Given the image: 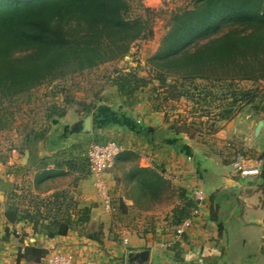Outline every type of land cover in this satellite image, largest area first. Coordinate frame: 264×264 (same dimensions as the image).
<instances>
[{
    "label": "trees",
    "instance_id": "1",
    "mask_svg": "<svg viewBox=\"0 0 264 264\" xmlns=\"http://www.w3.org/2000/svg\"><path fill=\"white\" fill-rule=\"evenodd\" d=\"M128 10L126 0H0L2 101L12 102L44 84L124 58L132 44L151 35L141 19L127 18ZM148 64L159 88L171 91L169 97L160 101L157 97V100H145L153 110L163 112L166 102L173 99L195 101L200 94H193L189 87L196 81L218 83L227 90L218 120H230L236 110L254 102L255 94L238 88V83L264 81V0H195L191 9L171 18L170 28ZM114 74L110 85L120 103L126 108L140 104L139 92L147 85L146 80L133 70H118ZM159 88L153 87V91ZM207 95L212 94L206 92L204 96ZM259 105L264 113V101L260 100ZM94 108L84 105L80 113L86 114ZM65 115L66 110L53 107L47 121ZM45 130L44 127L25 136V149L40 141ZM169 130L182 133L174 125ZM80 159L58 160L53 165L55 169L67 167L88 176L86 158ZM50 174L45 171L38 177L49 178ZM132 175L137 176L135 186L143 199L155 202L165 191L173 193L170 182L154 169H136ZM258 177L264 189V164ZM19 190L18 197L11 196L13 202L16 197L17 200L4 212L7 222L14 223L19 213H28L27 220L35 227L47 222L41 225L47 237L64 236L74 229L85 232L90 221L89 210L83 208L76 215L70 213L72 204L63 192L41 197L31 191L27 180ZM175 192L181 203L172 210L166 227L180 225L196 206L184 191ZM118 207L122 212L124 204ZM31 209L33 213L29 212ZM85 234L89 239L101 238L99 231ZM45 255L40 248L27 246L20 258L39 262Z\"/></svg>",
    "mask_w": 264,
    "mask_h": 264
},
{
    "label": "crops",
    "instance_id": "2",
    "mask_svg": "<svg viewBox=\"0 0 264 264\" xmlns=\"http://www.w3.org/2000/svg\"><path fill=\"white\" fill-rule=\"evenodd\" d=\"M84 115L67 113L61 119L50 120L43 138L26 149L29 158L25 164L16 158L14 151L12 159L0 164V264H43L48 255L66 252L74 254L76 264H139L135 256L142 251L148 252L144 264H264V197L257 192L258 176L249 177L252 180L243 178L232 169L236 161L226 163L220 154L209 155L202 148H196L187 135L169 130L164 112L153 110L147 102L131 108L120 102L95 106L91 110V132L75 134L72 130ZM260 121H264V113L241 115L240 112L226 130L234 138L241 137L243 142L250 136L251 145L242 149H252L254 153L257 148L252 143H260L264 134L263 125L259 136L254 137ZM239 128L240 133L236 132ZM99 134L107 141L125 145V151L102 177L109 196L108 212L89 176L69 171L67 167L55 169L53 165L58 160L80 161L92 142H107H96ZM25 167H33L36 172L29 173L27 178L21 177L17 173ZM257 167L260 170L261 166ZM140 168L157 171L170 182L176 195L177 189L184 191L189 199L194 190L203 192L199 217L168 250L159 248L158 244L169 239L174 227H166V223L172 210L180 205V199L165 212L158 201L139 196L135 186L137 176L132 174ZM45 171L51 173L49 178L38 177ZM62 176L72 179L61 185ZM25 180L30 183L31 191L41 197L60 189L67 202H71L69 212L74 215L87 208L90 221L85 232L74 229L64 236L50 238L41 229L47 222L35 227L27 220L28 213H19L14 223L7 222L4 212L17 200ZM15 186L18 187L14 189ZM13 194L17 196L14 202ZM121 203L124 204L122 212L118 207ZM29 212L33 213L32 209ZM93 221L101 223L96 230L101 234L99 241L85 234L91 233ZM18 225L23 227L20 238L13 235V228ZM234 237H238L239 248H251L249 255L253 260L246 261L235 248L230 252ZM27 246H36L46 255L39 262H25L20 254Z\"/></svg>",
    "mask_w": 264,
    "mask_h": 264
},
{
    "label": "rangeland",
    "instance_id": "3",
    "mask_svg": "<svg viewBox=\"0 0 264 264\" xmlns=\"http://www.w3.org/2000/svg\"><path fill=\"white\" fill-rule=\"evenodd\" d=\"M126 2L129 6L127 18L141 19L150 28L151 35L132 44L124 58L103 64L82 74L44 84L12 102L2 101L0 93V164L12 159L13 151L17 159H23L26 150L23 145L25 136L32 135V132L44 127L47 130L49 123L47 117L53 107L66 110V114H73L80 113L84 105L98 107L105 103L114 105L120 102L114 96L115 89L110 85L111 79L115 76L114 73L118 70L124 72L133 70L139 78L146 80L147 85L142 86L139 92V98H142V102H146L145 100L150 98L157 100L156 97L160 101L163 97L170 96L171 91L166 88H159L148 60L161 45L163 37L170 28L171 18L180 11L191 9L195 0H126ZM237 86L255 94L254 102L240 107L234 112L230 120H218V114L226 102L223 96L227 91L225 86L202 81H196L189 87L193 94H200V97H195V101L179 98L166 102L163 109L165 120L169 126L174 125L187 135L193 146L202 148L209 155L212 152L215 155L220 154L226 163H231L233 160L236 162L245 160L252 166H261L264 164V134L260 143L258 141L252 143L257 148V151L254 150L252 153V149L247 148L248 151L245 148L244 151L242 149L251 145V137H246L248 138L247 141L243 142L241 137L234 138V135H229L226 127L240 112L241 115H252V113L261 115L259 103L260 100L264 101V81L258 83L240 82ZM153 87H157L159 90L154 92ZM206 92H210L212 95L205 97ZM213 130L215 133H212ZM238 131L240 133L241 128L236 130V132ZM99 136L100 139H97L96 142L107 141L103 137L104 135L99 134ZM94 143L92 142V144ZM83 159L85 161V155ZM25 168L17 174H22L21 177L27 178L29 173L33 175V172H36L33 167ZM70 177L62 176L59 180L62 182L58 183L65 185L72 179ZM247 179L252 180L249 177ZM261 183L262 180L258 177L257 192L264 197V189L260 187ZM57 192L62 191L59 189ZM177 198H179L178 195L167 190L159 198L158 205L167 212L173 205H176ZM100 224L99 221L90 223L91 232L95 233ZM237 240L238 237L231 240L230 252H232V248H235L241 253V257L246 258V261L253 260V257L249 255L252 253L251 248L248 246L244 249L239 248ZM246 263L250 264V262Z\"/></svg>",
    "mask_w": 264,
    "mask_h": 264
},
{
    "label": "built area",
    "instance_id": "4",
    "mask_svg": "<svg viewBox=\"0 0 264 264\" xmlns=\"http://www.w3.org/2000/svg\"><path fill=\"white\" fill-rule=\"evenodd\" d=\"M125 151V145L114 140L107 141L103 144H93L89 146L86 151L85 158L88 167V176L93 180V185L98 194L102 198L108 212L110 210L109 196L107 189L102 181L103 175L112 167L116 158ZM234 173L243 178L257 177L259 175V168L257 166H250L248 161L240 160L234 162L232 165ZM191 200L196 203V207L190 210L189 216L178 226H174L169 239L160 242L158 247L163 250L170 249L181 236L190 229L200 214V205L204 200L203 192L194 190L192 192ZM13 235L20 238L23 235V227L21 225L13 228ZM43 264H76L75 256L72 252L55 253L46 257Z\"/></svg>",
    "mask_w": 264,
    "mask_h": 264
},
{
    "label": "water",
    "instance_id": "5",
    "mask_svg": "<svg viewBox=\"0 0 264 264\" xmlns=\"http://www.w3.org/2000/svg\"><path fill=\"white\" fill-rule=\"evenodd\" d=\"M263 125H264L263 121H260L256 125L255 130H254V137H258ZM72 131L75 134H89L91 132V111H88L83 116V118L77 124H75ZM28 158H29V151L25 150L21 163L25 164L26 161L28 160ZM1 196L2 195H0V197ZM147 258H148V252L147 251H142L135 256V259L140 260V261H138L139 264H144L147 261Z\"/></svg>",
    "mask_w": 264,
    "mask_h": 264
}]
</instances>
